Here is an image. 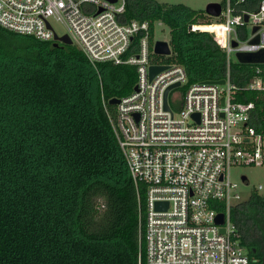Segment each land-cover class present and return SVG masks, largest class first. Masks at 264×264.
Wrapping results in <instances>:
<instances>
[{
    "label": "trees",
    "instance_id": "trees-1",
    "mask_svg": "<svg viewBox=\"0 0 264 264\" xmlns=\"http://www.w3.org/2000/svg\"><path fill=\"white\" fill-rule=\"evenodd\" d=\"M231 1L245 15L263 0ZM120 20L149 22L152 49L157 24L170 28L172 53L154 62L183 66L189 84L226 78L227 56L214 37L190 31L222 18L183 4L126 0ZM239 33L246 40L248 27ZM256 68L232 61V82L245 87ZM136 85L134 66L93 65L75 45L0 26V264H147L145 193L139 200L111 122L117 106L110 101ZM239 99L254 102L263 123L264 93ZM231 217L251 264H264V196L254 192Z\"/></svg>",
    "mask_w": 264,
    "mask_h": 264
},
{
    "label": "built area",
    "instance_id": "built-area-1",
    "mask_svg": "<svg viewBox=\"0 0 264 264\" xmlns=\"http://www.w3.org/2000/svg\"><path fill=\"white\" fill-rule=\"evenodd\" d=\"M125 12L126 0H0V26L41 41L68 35L93 65L136 68L138 90L120 99L111 122L139 200L145 193L147 264H251L232 222V208L242 197L231 170L264 166V120L256 118L254 102L239 99L245 91L264 93V63L253 64L257 78L245 87L232 82L231 63L238 53L264 50V0L257 12L245 15L227 0L222 21L190 27L210 33L226 53L223 85L189 84L183 66L154 62L150 23H122ZM54 23L67 33L59 35ZM249 26L251 34L241 39L239 28ZM151 66L169 68L151 79ZM176 83L167 110L165 93ZM172 93L180 105H172Z\"/></svg>",
    "mask_w": 264,
    "mask_h": 264
},
{
    "label": "rangeland",
    "instance_id": "rangeland-1",
    "mask_svg": "<svg viewBox=\"0 0 264 264\" xmlns=\"http://www.w3.org/2000/svg\"><path fill=\"white\" fill-rule=\"evenodd\" d=\"M161 4H183L187 7L196 10H205L208 5L212 3H222L224 0H156ZM215 22V21H214ZM54 29L59 35H64L67 33L66 26L54 23ZM253 27L249 26L248 31L251 34ZM170 28L164 24H157L156 26V40L170 41ZM237 60L236 56L233 55V61ZM174 93L171 94V103L172 105H180L181 100L174 102ZM232 180L239 184V193L242 197V202L250 198V196L257 192L260 195L264 196V166H240L235 167L231 170ZM244 180H248V183H245ZM259 186L263 187V190H259Z\"/></svg>",
    "mask_w": 264,
    "mask_h": 264
},
{
    "label": "water",
    "instance_id": "water-1",
    "mask_svg": "<svg viewBox=\"0 0 264 264\" xmlns=\"http://www.w3.org/2000/svg\"><path fill=\"white\" fill-rule=\"evenodd\" d=\"M112 2H117V0H112ZM222 10L223 7L220 3H212L210 5H208V7L206 8V12L209 16L215 17V18H219L222 15ZM246 21L248 20V17H245ZM49 26V25H48ZM50 27V26H49ZM257 30V28H254V32ZM54 42L56 46H59V44H65V45H73L72 40L70 39V37L68 35H65L63 37H60L58 35H55L54 37ZM252 42H258V39H254ZM234 46H236V43H233ZM154 53L158 56H162V57H167L170 56L172 53V49L170 46V43L168 41H163V40H158L155 42L154 45ZM237 60L240 63H244V64H260V63H264V50L258 52V53H238L236 55ZM169 67L168 66H151L150 67V78L153 79L155 76H157L159 73L167 70ZM209 83H215V84H219V85H223L225 84L224 80L218 81V82H209ZM180 83H176L174 85H171L170 87H168V89L166 90L165 93V108L167 110H169V106H168V96L170 91L173 88L179 87ZM135 90L137 91L138 89L135 88ZM121 100L119 98H113L110 101V104L112 105H118L120 104ZM245 183H248V180H244ZM224 222V215L221 214L218 217V223L223 224ZM222 232H224V230H222Z\"/></svg>",
    "mask_w": 264,
    "mask_h": 264
}]
</instances>
